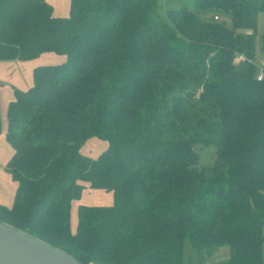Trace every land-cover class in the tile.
<instances>
[{
    "label": "trees",
    "instance_id": "16d2710c",
    "mask_svg": "<svg viewBox=\"0 0 264 264\" xmlns=\"http://www.w3.org/2000/svg\"><path fill=\"white\" fill-rule=\"evenodd\" d=\"M69 2L58 17L45 0H0V60L66 57L8 105L17 186L0 220L83 264H186V240L199 264L222 246L215 264H263L264 0H193L165 18L157 0ZM92 137L108 143L96 158L80 152ZM82 182L113 203L79 205L72 233Z\"/></svg>",
    "mask_w": 264,
    "mask_h": 264
},
{
    "label": "rangeland",
    "instance_id": "374dc122",
    "mask_svg": "<svg viewBox=\"0 0 264 264\" xmlns=\"http://www.w3.org/2000/svg\"><path fill=\"white\" fill-rule=\"evenodd\" d=\"M48 4H53V0H45ZM157 12L162 18L166 17V9H176L181 6L191 7L193 0H157ZM51 2V3H50ZM52 6V5H51ZM70 2L69 0H57V5L54 7L53 15L58 17L69 16ZM227 25L230 24L229 19H226ZM256 48L258 50V60L264 64V50L260 52V48H264V41L260 39V35L264 32V19L262 14L258 15L257 29H256ZM65 55L56 54L53 52H45L31 60H17L14 61L15 72H6V64L0 66V76L3 79L0 81V119H1V132H0V204L6 207H11L16 190V182L11 178L7 172V162L13 154V149L7 142L5 135L7 131V106L10 100L13 99L14 89L22 91L27 90L33 83V70L34 68L42 65H56L64 62ZM24 65V67L22 66ZM2 86V87H1ZM107 141L92 137L88 139L81 147L80 152L86 156L96 158L107 148ZM198 165L199 168L210 167L216 157V146L198 145ZM82 191L78 198L73 199L70 209V230L72 233L76 232L78 216V205H102L107 206L113 203V195L111 192L103 189L90 188L88 183L82 182ZM229 256L228 246H222L214 251V254L205 264H215L227 259ZM183 260L186 264H199V255L195 248H193L189 241L186 240L183 248ZM262 263L264 264V251L262 254Z\"/></svg>",
    "mask_w": 264,
    "mask_h": 264
},
{
    "label": "water",
    "instance_id": "95a60500",
    "mask_svg": "<svg viewBox=\"0 0 264 264\" xmlns=\"http://www.w3.org/2000/svg\"><path fill=\"white\" fill-rule=\"evenodd\" d=\"M0 264H83L64 250L0 220Z\"/></svg>",
    "mask_w": 264,
    "mask_h": 264
},
{
    "label": "crops",
    "instance_id": "0c3cea01",
    "mask_svg": "<svg viewBox=\"0 0 264 264\" xmlns=\"http://www.w3.org/2000/svg\"><path fill=\"white\" fill-rule=\"evenodd\" d=\"M53 1H55V2H53V4L51 3V5H52V8H53V11H54V7H55V5H57V0H53ZM14 61H17V60H0V66H2L1 64H6L5 65V67H6V72L7 73H9V70H10V73L9 74H11V73H13V72H15V69H13L14 68V66H15V63H14ZM29 61V60H28ZM23 67H24V65H22ZM3 79V76H0V81ZM2 87V86H1ZM14 98H15V89H14V91H13V99L12 100H14ZM12 100H10L9 101V103L12 101ZM9 103H8V105H9ZM8 107V106H7ZM1 135V134H0ZM5 138H6V135H5ZM84 183V182H83ZM86 183V182H85ZM79 206V205H78Z\"/></svg>",
    "mask_w": 264,
    "mask_h": 264
},
{
    "label": "built area",
    "instance_id": "2783aa9c",
    "mask_svg": "<svg viewBox=\"0 0 264 264\" xmlns=\"http://www.w3.org/2000/svg\"><path fill=\"white\" fill-rule=\"evenodd\" d=\"M216 20L218 19L217 16L214 17ZM257 80L261 81L264 79V64L261 63L260 66H259V71L257 73Z\"/></svg>",
    "mask_w": 264,
    "mask_h": 264
}]
</instances>
